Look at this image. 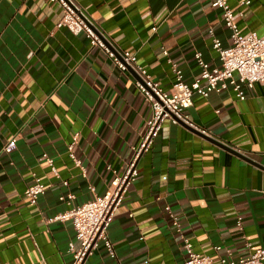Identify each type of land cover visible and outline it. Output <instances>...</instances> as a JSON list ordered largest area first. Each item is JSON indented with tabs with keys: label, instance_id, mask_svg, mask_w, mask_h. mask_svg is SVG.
Masks as SVG:
<instances>
[{
	"label": "crops",
	"instance_id": "1",
	"mask_svg": "<svg viewBox=\"0 0 264 264\" xmlns=\"http://www.w3.org/2000/svg\"><path fill=\"white\" fill-rule=\"evenodd\" d=\"M75 1L165 91L174 76L163 50L190 85L200 75L194 54L220 68L212 40L231 43L213 0ZM227 2L241 35L264 36V0ZM61 16L50 0H0V264H71V222L49 220L106 192L151 116L134 73L58 28ZM243 94L193 96L185 114L199 130L163 122L108 227L114 256L98 243L82 264H183V238L215 262L264 247V87ZM74 137L80 167L67 153ZM37 180L44 194L32 205L24 192ZM67 194L70 205L60 200Z\"/></svg>",
	"mask_w": 264,
	"mask_h": 264
},
{
	"label": "built area",
	"instance_id": "2",
	"mask_svg": "<svg viewBox=\"0 0 264 264\" xmlns=\"http://www.w3.org/2000/svg\"><path fill=\"white\" fill-rule=\"evenodd\" d=\"M50 2L57 3L62 8V16L57 27L65 28L73 35L83 34L89 40L90 45L103 51L118 70L124 72L131 70L135 75L136 90L151 108V116L147 121L145 134L138 146L134 148L133 155L124 172L118 175L112 171L114 177L106 192L87 203L72 206L49 220V222H71L78 242V247L69 243V252L73 257L71 264H82L98 243H102L110 257L114 256L107 235L108 227L123 201L124 194L137 176L136 166L139 158L152 147L165 120L169 119L174 124L182 123L192 129L199 130L185 114V111L192 106L193 96L207 98L212 92L219 93L230 89L238 100H244L243 87L252 89L255 84L264 87V36H257L256 33H250L247 36L241 35L234 22V9L230 7L227 0H213L211 6L220 11L223 26L229 31L231 41L230 46L225 48L222 47L219 40L215 38L212 40V48L218 54L220 68H209L202 60L201 54L195 53L194 58L200 67V75L188 85L183 82L181 70L169 58L168 52L163 50L166 63L170 66L174 76L171 87L165 91L137 64L133 54L113 45L75 0H50ZM249 3V1H245L241 5ZM210 34L212 35L211 31ZM202 132L204 133V131ZM75 141L74 137L73 143L67 148V153L74 165L80 167V161L74 157L72 152ZM15 149V138H11L3 146V152L6 154L12 153ZM46 161L55 174L52 160L47 159ZM42 194H44V186L38 180L24 192L25 198L32 205L36 204L38 197ZM73 199L74 196L70 194L60 197V200L66 201L67 205H70ZM166 210L170 214L173 226L180 232L176 217L168 207ZM183 243L186 251V259L183 264H264V247L255 250L246 259L238 261L220 259L215 262L209 256L195 253L187 239L183 238ZM216 250L219 248L217 247Z\"/></svg>",
	"mask_w": 264,
	"mask_h": 264
},
{
	"label": "water",
	"instance_id": "3",
	"mask_svg": "<svg viewBox=\"0 0 264 264\" xmlns=\"http://www.w3.org/2000/svg\"><path fill=\"white\" fill-rule=\"evenodd\" d=\"M208 139H209L210 141L214 142V143H217V144L221 145L222 147L224 146L225 149L230 150L229 148H227L225 145L219 143L218 141H216V140H214V139H212V138H210V137H209Z\"/></svg>",
	"mask_w": 264,
	"mask_h": 264
}]
</instances>
